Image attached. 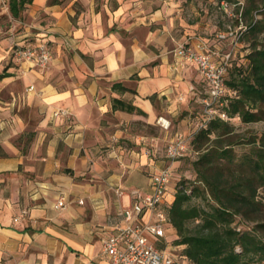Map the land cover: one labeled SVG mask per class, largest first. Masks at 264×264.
Returning a JSON list of instances; mask_svg holds the SVG:
<instances>
[{
	"label": "crops",
	"instance_id": "crops-1",
	"mask_svg": "<svg viewBox=\"0 0 264 264\" xmlns=\"http://www.w3.org/2000/svg\"><path fill=\"white\" fill-rule=\"evenodd\" d=\"M215 2L25 5L20 30L0 39V264H106L101 239L166 166L163 203L173 201L182 160L165 148L195 128L206 90L173 49L186 36L212 42ZM25 41L47 43L45 69L13 62L10 48ZM115 98L142 113L113 108ZM59 108L69 115H54Z\"/></svg>",
	"mask_w": 264,
	"mask_h": 264
},
{
	"label": "trees",
	"instance_id": "trees-1",
	"mask_svg": "<svg viewBox=\"0 0 264 264\" xmlns=\"http://www.w3.org/2000/svg\"><path fill=\"white\" fill-rule=\"evenodd\" d=\"M31 1L7 0L11 16L20 19L25 5ZM220 1L213 4V11L214 7L222 10ZM231 9L234 15L226 20L233 19V23L212 31L213 40L208 44L218 52L230 47L234 50L226 86L236 94L223 96L226 104L221 107L228 118L213 117L204 124L202 103L195 128L187 135L186 154L179 158L196 157L192 161L195 178H177L173 201L161 205L168 218L165 231L174 235H164L156 246L169 247L176 256L174 264H264V198L258 197L261 188L264 189V131L257 139L248 140L251 143L248 151L233 164L215 162L218 155H227L230 144L235 142L230 139L233 119L248 123L264 118V45L244 42L246 34L262 35L264 39V0H245ZM239 23L243 28L238 30V37L215 36L217 31H226L228 25L236 28ZM5 75L0 72V78ZM207 95L205 90L202 99ZM113 108L142 113L116 98ZM245 221L253 224L248 229L241 228ZM174 246L181 247L179 252Z\"/></svg>",
	"mask_w": 264,
	"mask_h": 264
},
{
	"label": "built area",
	"instance_id": "built-area-1",
	"mask_svg": "<svg viewBox=\"0 0 264 264\" xmlns=\"http://www.w3.org/2000/svg\"><path fill=\"white\" fill-rule=\"evenodd\" d=\"M4 1V0H1ZM226 0H221L219 7L227 16H233L232 5ZM228 25L226 31H217L215 36L224 38L226 35L238 37V30ZM190 37L178 41L174 52L178 55L179 65L193 66L205 84L207 97L203 101L204 124L213 117L227 120V114L222 110L226 101L223 96L235 95L234 90L226 86V75L234 50L230 47L227 51L218 52L211 50L205 40L195 43L190 42ZM230 43V45L232 46ZM13 62L21 64L24 61L32 63L39 70L45 69L52 53L45 41H25L14 44L10 48ZM54 115L68 116L67 109L59 108L53 111ZM187 151V135L176 131L171 136L165 148V156L170 160L183 157ZM171 180V169L163 167L150 177V190L147 193H137L131 205L122 210L124 225L118 227L108 236L101 239L102 252L107 256L106 264H174L176 256L167 247L159 248L156 242L165 235V225L168 218L161 205L168 191ZM64 200L60 198L57 206H63ZM149 213L147 220L141 217ZM35 264V263H30Z\"/></svg>",
	"mask_w": 264,
	"mask_h": 264
},
{
	"label": "rangeland",
	"instance_id": "rangeland-1",
	"mask_svg": "<svg viewBox=\"0 0 264 264\" xmlns=\"http://www.w3.org/2000/svg\"><path fill=\"white\" fill-rule=\"evenodd\" d=\"M234 1H240L239 4H236V6H239L241 4H244L245 0H234ZM5 6L1 2L0 3V39L3 36H6L10 32H18L20 28L22 27L21 22L19 21V18H14L11 16L7 0H5ZM213 20L217 27L222 29L226 23L232 21L229 19L226 20L227 15L223 10H220L218 8L214 7L213 11ZM258 17H261V15H257ZM233 23V21H232ZM244 42L245 43H253L255 42L256 45H264V39L262 41V35H250L246 34L244 36ZM263 43V44H262ZM232 124L234 126V132L231 135L230 139L234 140L232 144H230V150L227 155L224 156H217V159H215L216 163L222 164V165H231L234 161L239 158V156L243 153H246L251 145L248 140H250L252 137H255L256 139L263 133L264 131V118L248 123H243L239 119L235 118L232 120ZM194 130V129H193ZM192 130V131H193ZM196 157H186L182 159L181 164L177 167L180 171L178 179H189L192 180L195 178V172L192 168V161ZM258 197L264 198V189L261 188L260 192L258 193ZM253 223L245 221L240 227L244 229H248L251 227ZM165 235L167 236H173L174 234L171 233V231L165 232ZM169 249V247L167 248ZM174 249L176 252H179L181 249L180 246H174ZM236 250H239V246H236Z\"/></svg>",
	"mask_w": 264,
	"mask_h": 264
}]
</instances>
